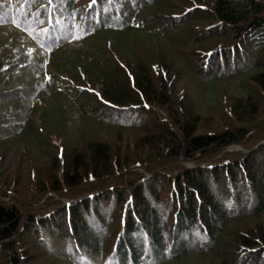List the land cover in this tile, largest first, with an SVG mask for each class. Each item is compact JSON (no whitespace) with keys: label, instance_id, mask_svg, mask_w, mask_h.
I'll use <instances>...</instances> for the list:
<instances>
[{"label":"trees","instance_id":"obj_1","mask_svg":"<svg viewBox=\"0 0 264 264\" xmlns=\"http://www.w3.org/2000/svg\"><path fill=\"white\" fill-rule=\"evenodd\" d=\"M0 150V264H264V0H0Z\"/></svg>","mask_w":264,"mask_h":264},{"label":"rangeland","instance_id":"obj_2","mask_svg":"<svg viewBox=\"0 0 264 264\" xmlns=\"http://www.w3.org/2000/svg\"><path fill=\"white\" fill-rule=\"evenodd\" d=\"M161 22L163 23V20H161ZM177 27L179 28V23L177 25ZM177 57H171L170 56H165L164 54H159V56H162L163 61H165L166 63H170L171 66H168L170 69V73H171V77H173V82L175 81H179V89L180 87H184V89L186 91H188V95H191V93L193 92V94H198L200 91V88L198 86V84L195 82V78L196 77V69H198V60L199 55H197V53L193 54L192 50H189V48H184L181 49L180 51L177 50ZM147 55L152 54V51L146 53ZM155 56H152V58H154ZM157 58V57H156ZM159 58V57H158ZM157 58V61H159ZM155 59V58H154ZM184 68V69H183ZM182 69V71H181ZM231 73V72H230ZM232 75V74H231ZM242 86H245V84H243ZM212 89L216 92L217 96L219 97V100H222L223 97H227V99L229 100V102H232V98H231V94H232V87L229 86V84L227 83V85H224L223 83H218L213 85ZM219 92V93H218ZM220 94V96H219ZM198 99V100H197ZM196 100L200 103L201 100L199 98V95H197ZM221 102V101H220ZM204 112V111H203ZM202 112V113H203ZM215 119V118H214ZM212 119V120H214ZM219 122V120H216V122ZM224 121V120H223ZM219 124V123H218ZM215 125V122H214ZM110 134H108V138L111 139L112 141V136L114 138L115 136V130L114 129H109ZM113 132V133H112ZM123 140H124V136H122ZM117 141V139H115ZM113 139V142L115 141ZM121 139H119V141H123ZM61 143L60 139H53L52 140V144H54L55 146H58ZM239 150H242V152L244 151L243 148L241 147H236ZM233 152V151H231ZM236 152V151H234ZM7 153L6 150H0V156L1 160H0V173H2V171L5 169V171H7L9 169L10 163H7L8 160L6 159L7 157ZM38 160V159H37ZM36 160V166L34 165V170L37 173L38 178H44V176H48V174H50V169H49V163L47 164L46 161L50 160L49 154L45 155L42 158V162L40 160L37 161ZM4 161V163H3ZM4 172V171H3ZM259 225L257 226V228H261V230H264V215L263 218L261 220H259V222H257ZM44 259H46V257L44 256Z\"/></svg>","mask_w":264,"mask_h":264},{"label":"water","instance_id":"obj_3","mask_svg":"<svg viewBox=\"0 0 264 264\" xmlns=\"http://www.w3.org/2000/svg\"><path fill=\"white\" fill-rule=\"evenodd\" d=\"M237 150H239V149L238 148H233V149L226 150V152L237 151Z\"/></svg>","mask_w":264,"mask_h":264},{"label":"snow or ice","instance_id":"obj_4","mask_svg":"<svg viewBox=\"0 0 264 264\" xmlns=\"http://www.w3.org/2000/svg\"><path fill=\"white\" fill-rule=\"evenodd\" d=\"M93 2H94V0H93Z\"/></svg>","mask_w":264,"mask_h":264}]
</instances>
